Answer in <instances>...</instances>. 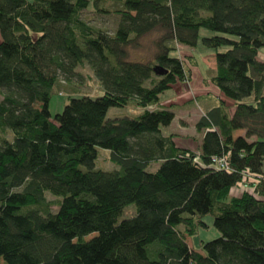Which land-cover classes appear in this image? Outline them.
<instances>
[{
	"label": "trees",
	"instance_id": "1",
	"mask_svg": "<svg viewBox=\"0 0 264 264\" xmlns=\"http://www.w3.org/2000/svg\"><path fill=\"white\" fill-rule=\"evenodd\" d=\"M97 1L0 0V129L14 133L0 143V264H264V0H114L112 33L81 18ZM153 31L154 58L131 60ZM199 40L216 51L221 95L193 151L163 134L175 113L162 95L192 79L178 47ZM85 64L102 93L71 95L52 116L59 76ZM127 106L139 113L107 116ZM99 147L118 169L96 167ZM208 213L220 236L200 252L185 234Z\"/></svg>",
	"mask_w": 264,
	"mask_h": 264
},
{
	"label": "rangeland",
	"instance_id": "2",
	"mask_svg": "<svg viewBox=\"0 0 264 264\" xmlns=\"http://www.w3.org/2000/svg\"><path fill=\"white\" fill-rule=\"evenodd\" d=\"M121 7L122 4L118 1L98 0L95 6L93 5L82 12L81 18L97 28L112 33L115 31L120 20V15L115 11ZM209 34L210 32L207 30L201 31V36ZM160 35V32L153 31L143 36L140 39V44L138 46L128 47L129 58L131 60L142 61L152 60L157 50L156 40L160 37ZM178 51L182 58H186L188 56L194 57L196 65H192V63L191 65L194 71L195 81L193 84L191 83V80L177 83L172 89L167 90L162 95V103L165 107L168 106L172 108L173 111L177 105L179 107H176V111L178 112L176 117H174V122H172L169 126L162 127V129L165 134H173L177 143L181 146L197 151L199 142L201 141L202 131L197 130L196 123L199 120L198 118L202 115V112L199 110L204 107L203 98L199 99V101L197 94L202 92L205 93L202 94L203 96H207V90L212 89L210 80L216 67V51L212 48L205 47L200 40L196 48L188 49L179 46ZM257 59L264 62V47L259 50ZM58 83L59 85L53 88L49 103V109L52 116L64 109V105L68 102L69 96L71 95L89 94L94 96L102 93L99 82L88 64L78 66L76 68V73L72 75L70 80L66 79L64 75L61 74L59 76ZM1 98L2 95L0 94V99ZM210 98L214 103H220V100L215 93H213ZM231 107L234 106L232 105V102L229 101V108ZM137 113H139V111L130 106L111 107L108 110L107 116L109 118L124 116L132 117ZM240 132L241 134H244V131H238V133ZM13 138L14 133L12 130L8 128L0 129V143L4 140L12 141ZM159 165L160 163L158 162L153 163L149 166V170H156ZM96 167L103 170H114L119 168V166H117L110 159V150L100 147L98 148ZM240 193L241 190L235 191V194ZM47 197L49 200H57L56 197L50 194H48ZM55 209L56 207H53V210ZM135 213L136 205L129 204L124 208L123 213L120 216V220L132 217ZM195 220L198 223L195 235L190 236L189 234H185V237L192 249L202 252L201 243L219 237L220 232L213 225L212 214L208 213L202 216L198 215ZM199 221H202L204 225Z\"/></svg>",
	"mask_w": 264,
	"mask_h": 264
},
{
	"label": "crops",
	"instance_id": "3",
	"mask_svg": "<svg viewBox=\"0 0 264 264\" xmlns=\"http://www.w3.org/2000/svg\"><path fill=\"white\" fill-rule=\"evenodd\" d=\"M182 47H184V46H182ZM186 48V47H185ZM216 68V67H215ZM194 77H195V75H194V71H193V76H192V79H191V83L193 84L194 83V81H195V79H194ZM210 84H212L211 86H212V89H209V90H207L208 92V95L207 96H203L202 94H205V93H202V92H200V93H198L197 95H198V100L199 99H201V98H203V101H204V107L202 108V109H200L199 111L200 112H202V115L206 112V111H208L209 109H211L212 107H214V106H216V105H218L219 103H214L212 100H211V96L213 95V93H215V95L219 98V96L221 95L220 94V91H219V89L217 88V86L216 85H214V83L210 80ZM196 91H200V90H196ZM206 92V91H205ZM200 101V100H199ZM228 101H230V100H228ZM189 104V103H188ZM190 106V105H189ZM177 108H179L178 107V105L176 106ZM174 108V112H175V117H176V114H177V112L178 111H176L177 110V108ZM191 108V107H190ZM190 108H187V109H190ZM235 107H231V108H229V112H230V114H233V112H234V109ZM181 109V108H180ZM179 109V110H180ZM192 109V108H191ZM194 110H196V109H194ZM199 112V113H200ZM199 113H198V115H199ZM201 115V116H202ZM200 116V117H201ZM199 117V118H200ZM198 118V119H199ZM174 120H175V118L173 119V121L172 122H174ZM172 124V123H171ZM162 132H163V129H162ZM163 134L164 135H169L168 133L167 134H165L164 132H163ZM202 135H203V133H202ZM202 135H201V139H202ZM236 191H238V190H236Z\"/></svg>",
	"mask_w": 264,
	"mask_h": 264
},
{
	"label": "built area",
	"instance_id": "4",
	"mask_svg": "<svg viewBox=\"0 0 264 264\" xmlns=\"http://www.w3.org/2000/svg\"><path fill=\"white\" fill-rule=\"evenodd\" d=\"M212 163H213V166H215V167H219V168H227L228 167L226 157H214L212 159ZM253 180H255V179H253V178H251L249 180L245 179L242 185L244 187H247L250 182H253Z\"/></svg>",
	"mask_w": 264,
	"mask_h": 264
}]
</instances>
